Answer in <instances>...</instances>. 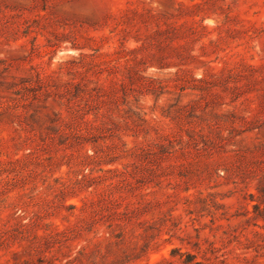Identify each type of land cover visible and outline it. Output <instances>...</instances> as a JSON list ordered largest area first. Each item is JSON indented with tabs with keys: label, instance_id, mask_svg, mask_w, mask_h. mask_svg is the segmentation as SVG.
I'll return each instance as SVG.
<instances>
[{
	"label": "rangeland",
	"instance_id": "374dc122",
	"mask_svg": "<svg viewBox=\"0 0 264 264\" xmlns=\"http://www.w3.org/2000/svg\"><path fill=\"white\" fill-rule=\"evenodd\" d=\"M195 262L264 264V0H0V264Z\"/></svg>",
	"mask_w": 264,
	"mask_h": 264
},
{
	"label": "trees",
	"instance_id": "16d2710c",
	"mask_svg": "<svg viewBox=\"0 0 264 264\" xmlns=\"http://www.w3.org/2000/svg\"><path fill=\"white\" fill-rule=\"evenodd\" d=\"M175 251V249L173 248L172 250H171V253H173ZM187 256V258L184 260V262L185 263H187V262H189L190 261V255H186ZM194 264H201V263H199V262H195Z\"/></svg>",
	"mask_w": 264,
	"mask_h": 264
}]
</instances>
